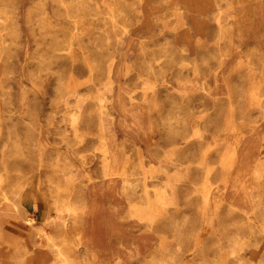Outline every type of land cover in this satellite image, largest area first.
<instances>
[{
	"label": "rangeland",
	"instance_id": "374dc122",
	"mask_svg": "<svg viewBox=\"0 0 264 264\" xmlns=\"http://www.w3.org/2000/svg\"><path fill=\"white\" fill-rule=\"evenodd\" d=\"M0 17V264H264V0Z\"/></svg>",
	"mask_w": 264,
	"mask_h": 264
},
{
	"label": "bare ground",
	"instance_id": "6f19581e",
	"mask_svg": "<svg viewBox=\"0 0 264 264\" xmlns=\"http://www.w3.org/2000/svg\"><path fill=\"white\" fill-rule=\"evenodd\" d=\"M0 19H4L3 17L1 18L0 17ZM263 161V160H262ZM259 163V162H258ZM261 163V162H260ZM16 210V209H15ZM26 212V211H25ZM25 218H26V220L31 224L32 223V221L34 220V218H32V217H29V216H25Z\"/></svg>",
	"mask_w": 264,
	"mask_h": 264
},
{
	"label": "crops",
	"instance_id": "0c3cea01",
	"mask_svg": "<svg viewBox=\"0 0 264 264\" xmlns=\"http://www.w3.org/2000/svg\"><path fill=\"white\" fill-rule=\"evenodd\" d=\"M26 210H27V209H26ZM99 229H100V230H99V233H100L102 228H99ZM91 230H92V228H91ZM93 244L97 246L96 243H92V242L90 241L91 248H94V245H93ZM94 249H96V248H94ZM99 251H100L99 253L102 254L101 250H99Z\"/></svg>",
	"mask_w": 264,
	"mask_h": 264
}]
</instances>
